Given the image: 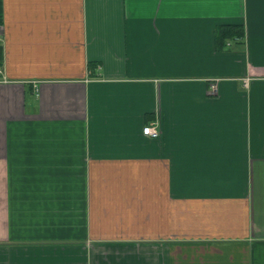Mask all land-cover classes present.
<instances>
[{"label":"crops","instance_id":"0c3cea01","mask_svg":"<svg viewBox=\"0 0 264 264\" xmlns=\"http://www.w3.org/2000/svg\"><path fill=\"white\" fill-rule=\"evenodd\" d=\"M0 264H264V0H0Z\"/></svg>","mask_w":264,"mask_h":264},{"label":"trees","instance_id":"16d2710c","mask_svg":"<svg viewBox=\"0 0 264 264\" xmlns=\"http://www.w3.org/2000/svg\"><path fill=\"white\" fill-rule=\"evenodd\" d=\"M243 27L241 24L220 25L215 29V43L217 46H222L227 39L242 38Z\"/></svg>","mask_w":264,"mask_h":264},{"label":"built area","instance_id":"2783aa9c","mask_svg":"<svg viewBox=\"0 0 264 264\" xmlns=\"http://www.w3.org/2000/svg\"><path fill=\"white\" fill-rule=\"evenodd\" d=\"M212 89L215 90L214 84L212 85ZM156 123L153 121L146 123L142 127V133L150 137H157L159 135V130Z\"/></svg>","mask_w":264,"mask_h":264}]
</instances>
